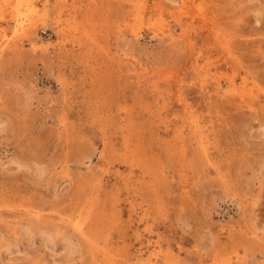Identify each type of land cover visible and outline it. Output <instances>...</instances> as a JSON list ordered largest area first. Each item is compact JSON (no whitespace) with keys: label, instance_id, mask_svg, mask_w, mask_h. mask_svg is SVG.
I'll use <instances>...</instances> for the list:
<instances>
[{"label":"rangeland","instance_id":"374dc122","mask_svg":"<svg viewBox=\"0 0 264 264\" xmlns=\"http://www.w3.org/2000/svg\"><path fill=\"white\" fill-rule=\"evenodd\" d=\"M67 258L264 264V0H0V264Z\"/></svg>","mask_w":264,"mask_h":264},{"label":"bare ground","instance_id":"6f19581e","mask_svg":"<svg viewBox=\"0 0 264 264\" xmlns=\"http://www.w3.org/2000/svg\"><path fill=\"white\" fill-rule=\"evenodd\" d=\"M159 36H160V35H159ZM219 39H220V38H219ZM77 225H78V224H77ZM28 227H29V226H28ZM76 227H77V226H76ZM80 227H81V226H80ZM56 229H57V228H56ZM79 229H80V228H79ZM79 229H78V230H79ZM80 230H81V229H80ZM28 231H29V230L27 229L26 232L28 233ZM55 231H57V230H55ZM50 232H51V231H50ZM53 232H54V231H53ZM48 233H49V232H48ZM54 233H55V232H54ZM54 233H53V234H54ZM29 234H30V232H29ZM49 234H50V233H49ZM50 236H52V235H50ZM54 239H55V238H54ZM67 241H68V240H67ZM71 241H72V240H71ZM72 242H73V241H72ZM68 243H69L68 245H70V246H68V248H69L68 250H69L70 252H71V251L74 252V247H73L74 245L71 246L70 242H68ZM73 243H74V242H73ZM75 246H76V245H75ZM75 248H76V247H75ZM68 254H69V252H68ZM69 255H70V254H69ZM69 255H67L68 258H70ZM68 258H67V259H68ZM10 259H11V258H10ZM64 261H65V260H64ZM64 261L62 260V261H61L60 263H58V264H65ZM68 261H69V259L67 260V263L70 264V262H68ZM67 263H66V264H67Z\"/></svg>","mask_w":264,"mask_h":264}]
</instances>
